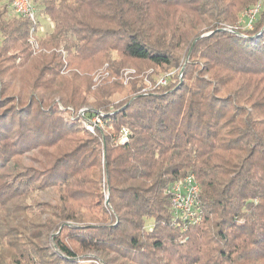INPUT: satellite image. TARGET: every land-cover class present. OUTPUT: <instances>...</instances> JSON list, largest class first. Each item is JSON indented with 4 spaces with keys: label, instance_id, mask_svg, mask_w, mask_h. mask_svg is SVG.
I'll use <instances>...</instances> for the list:
<instances>
[{
    "label": "trees",
    "instance_id": "trees-1",
    "mask_svg": "<svg viewBox=\"0 0 264 264\" xmlns=\"http://www.w3.org/2000/svg\"><path fill=\"white\" fill-rule=\"evenodd\" d=\"M6 1L0 264H264V0L242 33L229 29L259 0H32L52 26L34 55ZM183 58L182 79L143 91ZM67 108L102 112L105 130ZM187 175L203 220L182 232L165 191Z\"/></svg>",
    "mask_w": 264,
    "mask_h": 264
},
{
    "label": "built area",
    "instance_id": "built-area-1",
    "mask_svg": "<svg viewBox=\"0 0 264 264\" xmlns=\"http://www.w3.org/2000/svg\"><path fill=\"white\" fill-rule=\"evenodd\" d=\"M262 1L259 0L254 6L242 12L237 26L229 29V31L233 33L235 31L237 33L252 31L257 17L262 10ZM7 2L9 9L15 16L30 22L31 28L28 34V44L32 53L36 54L39 52L37 38L44 32V29L39 23L35 5L32 0H7ZM166 83V79L163 78L159 85L164 86ZM59 108L63 110L62 107L59 106ZM66 111L71 120H76L82 129L93 136H97L105 130L102 123L104 115L100 111H92L87 108H82L77 112H74L71 108H67ZM130 134L131 132L127 128L122 127L118 131H112L110 136L115 144L124 145L128 141ZM165 194L169 199L173 227L186 232L189 228L201 224L203 209L199 201L200 187L194 176L187 175L171 183L166 189Z\"/></svg>",
    "mask_w": 264,
    "mask_h": 264
},
{
    "label": "rangeland",
    "instance_id": "rangeland-1",
    "mask_svg": "<svg viewBox=\"0 0 264 264\" xmlns=\"http://www.w3.org/2000/svg\"><path fill=\"white\" fill-rule=\"evenodd\" d=\"M4 1V0H3ZM7 2V1H6ZM39 23L40 25L43 27L44 29V34L50 32L52 26L49 24V22L43 18L42 16L39 17ZM34 55V54H33ZM186 58L181 59L180 63L177 67V70H171V71H165V70H159L156 69L154 71H149L146 74V77L144 79V90H146V93L149 92L150 90H152L154 88V86L157 84L159 85L160 81L165 78L166 81L168 82V80H170L172 77H177L178 79H182V70L184 68V62H185ZM134 74V72L132 70H128L126 72H124L123 74V84L127 85L128 80L130 79V75ZM94 81H96V78L94 79ZM161 86V85H159ZM120 100H122V97L120 95H116L112 98V103L113 104H117ZM107 131V130H106ZM109 132V130L107 131ZM102 169V165L100 170ZM101 184V183H100ZM102 195L105 196V193L103 191H101ZM53 192L52 191H46V192H41L39 193V195L37 196V200L41 203L40 205H34L32 206V211H34L35 213H40L43 212L44 210H46L45 207H43V204H50L53 203L52 199H53Z\"/></svg>",
    "mask_w": 264,
    "mask_h": 264
}]
</instances>
